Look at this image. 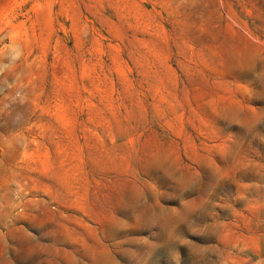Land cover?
I'll return each mask as SVG.
<instances>
[{
	"label": "rangeland",
	"instance_id": "rangeland-1",
	"mask_svg": "<svg viewBox=\"0 0 264 264\" xmlns=\"http://www.w3.org/2000/svg\"><path fill=\"white\" fill-rule=\"evenodd\" d=\"M0 264H264V0H0Z\"/></svg>",
	"mask_w": 264,
	"mask_h": 264
}]
</instances>
